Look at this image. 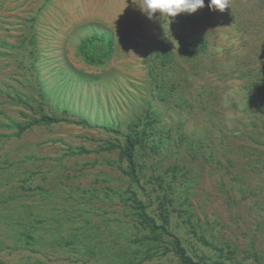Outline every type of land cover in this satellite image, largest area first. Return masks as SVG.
<instances>
[{"label": "rangeland", "instance_id": "rangeland-1", "mask_svg": "<svg viewBox=\"0 0 264 264\" xmlns=\"http://www.w3.org/2000/svg\"><path fill=\"white\" fill-rule=\"evenodd\" d=\"M140 2L0 0V264H181L132 197L194 261L264 264V0L170 19ZM95 34L98 66L79 52ZM42 115L91 127L16 135ZM128 135L138 183L97 151Z\"/></svg>", "mask_w": 264, "mask_h": 264}, {"label": "trees", "instance_id": "trees-1", "mask_svg": "<svg viewBox=\"0 0 264 264\" xmlns=\"http://www.w3.org/2000/svg\"><path fill=\"white\" fill-rule=\"evenodd\" d=\"M97 41H104L107 46L106 50L101 54L95 52L96 50L95 46ZM111 49H112V40L110 37L95 34L82 40L81 45L79 47V52L87 63L98 66L104 64L107 61V59L111 55ZM61 122H69L73 124L91 127V125L87 122L86 119L75 121V120H69L67 118H59L57 116L42 115L39 118L32 119L27 124H18L17 125L18 132L16 135L20 136L21 133H23L25 130L29 129L33 125H40V124L50 125ZM138 140L141 141L140 138L132 137L131 135H128L123 145L112 142H106L105 145L99 146L97 150V151L118 150L119 156L123 158L127 163L126 169H124L123 172L135 183L139 182V176L137 174V164L134 154L135 146ZM82 153H90V150L82 149ZM131 199L134 203L133 207L137 210L138 222L144 228H147L150 232V236H148L147 238L156 241V240H160L164 235H167L171 237L172 249L177 254L178 260L181 264H200L199 262L194 261L186 253V250L183 247L179 237L169 230L168 227L169 218L166 213L162 215L161 222L157 223L156 220L146 212V207L140 200H138L136 197H132ZM205 243L207 245H211L207 241Z\"/></svg>", "mask_w": 264, "mask_h": 264}, {"label": "clouds", "instance_id": "clouds-1", "mask_svg": "<svg viewBox=\"0 0 264 264\" xmlns=\"http://www.w3.org/2000/svg\"><path fill=\"white\" fill-rule=\"evenodd\" d=\"M139 6L149 17L159 14L162 18L170 19L183 12L195 13L204 7V0H141ZM208 7L223 11L230 7V0H209Z\"/></svg>", "mask_w": 264, "mask_h": 264}]
</instances>
